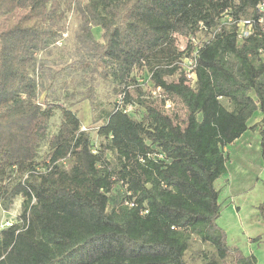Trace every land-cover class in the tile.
<instances>
[{"label":"trees","instance_id":"obj_1","mask_svg":"<svg viewBox=\"0 0 264 264\" xmlns=\"http://www.w3.org/2000/svg\"><path fill=\"white\" fill-rule=\"evenodd\" d=\"M263 2L0 0V208L24 198L17 222L0 232V264H189L194 237L220 260L234 252L236 264H257L227 246L215 183L228 172L225 149L247 131L259 133L264 161V22L244 40L238 27L257 22ZM72 5L88 52L81 60L89 70L85 99L93 103L97 78L123 96L96 120L103 121L97 151L75 113L53 96L39 101L48 68L38 56L62 46ZM227 15L235 23L223 25ZM204 29L215 36L200 52L191 88L178 65L177 37ZM140 77L179 100L186 120L153 106L157 99L137 86ZM257 113L260 125L249 127ZM127 166L134 175L124 173ZM259 210L264 216V202Z\"/></svg>","mask_w":264,"mask_h":264},{"label":"rangeland","instance_id":"obj_2","mask_svg":"<svg viewBox=\"0 0 264 264\" xmlns=\"http://www.w3.org/2000/svg\"><path fill=\"white\" fill-rule=\"evenodd\" d=\"M76 8L72 5L68 10L67 31L63 35L62 46L54 47L51 57L38 56L39 60L46 59L48 68L39 101L43 103L46 96H53L58 99L61 108L75 113L81 122L82 130L89 132L94 150L97 151L103 140L98 136L103 121L96 122V120L105 110L114 109L117 99L119 100L122 95L119 94V86L97 78L93 103L85 99L89 70L81 60L88 59V52L78 38L80 23ZM101 32L100 27L93 28L95 39H101ZM185 40L177 37L179 50ZM64 68L66 71L58 77V72ZM131 98L136 106L134 109L138 108L137 117L142 118L143 109L138 106V92L135 89L131 90ZM150 102L178 122L186 120V110L179 100L172 99L171 107L168 109H165L164 103L159 100H150ZM222 103L229 107L226 101ZM63 109L54 112L50 132L54 133L58 130ZM261 119L262 116L257 113L249 122V127L260 125ZM260 140L259 133L250 130L225 149L229 155L228 172L215 183V186L220 192L221 205L217 226L223 230L227 246L234 251H240L245 256L254 255L257 264H264V216L259 210V206L264 202V161ZM46 150V145L42 146L40 157ZM124 173L135 174L130 166L124 169ZM23 202L24 198L18 197L10 210L4 211L0 208V232L7 228L8 224L17 222ZM185 258L189 264H206L213 260L218 264H236L237 255L233 252L225 260H220L213 247L194 237Z\"/></svg>","mask_w":264,"mask_h":264},{"label":"built area","instance_id":"obj_3","mask_svg":"<svg viewBox=\"0 0 264 264\" xmlns=\"http://www.w3.org/2000/svg\"><path fill=\"white\" fill-rule=\"evenodd\" d=\"M257 13L259 15L258 21H252V20H241L238 22V27L240 28V36L239 38L241 40H244L250 36V34L253 31V26L258 24H263L264 22V2L259 4L257 7ZM224 24L223 25H231L232 23H235L233 18L231 16H225L224 18ZM206 29L203 30V33H201L198 37H191L189 39H186L182 45L180 46V53L181 58L178 62V65L180 69L183 71L184 77L186 79V85L194 88L197 81V68L199 64V58H200V52L210 38H213L215 34H210V36L205 37ZM179 48V47H178ZM137 83L139 87H142L144 90H151V97L153 99H157L160 102L165 101V109L170 108V101L168 99V96L163 92L161 87H152L150 83V78L148 81H144L141 78H138ZM123 101V96L119 99V103ZM132 106H129L127 108V112L132 110ZM162 158V156H160ZM12 224H8L6 227H10Z\"/></svg>","mask_w":264,"mask_h":264}]
</instances>
